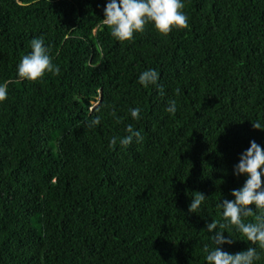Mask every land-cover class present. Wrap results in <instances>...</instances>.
<instances>
[{
    "label": "trees",
    "instance_id": "obj_1",
    "mask_svg": "<svg viewBox=\"0 0 264 264\" xmlns=\"http://www.w3.org/2000/svg\"><path fill=\"white\" fill-rule=\"evenodd\" d=\"M106 2L0 0V264H206V225L244 183L234 165L250 141L264 149V0H183L186 28L125 42L101 23ZM35 37L59 71L18 81ZM129 125L143 140L123 147ZM218 230L224 251L254 247Z\"/></svg>",
    "mask_w": 264,
    "mask_h": 264
},
{
    "label": "clouds",
    "instance_id": "obj_2",
    "mask_svg": "<svg viewBox=\"0 0 264 264\" xmlns=\"http://www.w3.org/2000/svg\"><path fill=\"white\" fill-rule=\"evenodd\" d=\"M183 0H107L103 9L101 23L110 30L111 36L119 41H130L134 34L144 31L145 25H151L152 29L159 35L166 36L173 29L187 27V17L182 11ZM31 51L24 55L16 66V78L18 81H37L43 78L45 73L57 74L59 68L53 64L42 37L30 40ZM158 73L154 69L141 72L137 82L144 88L158 83ZM9 81L0 82V103L8 97ZM177 105L174 100L168 102L165 109L170 115H174ZM142 109L137 106L129 110L132 119H139ZM100 124L97 116L88 122L89 127ZM254 129H262L259 121L253 122ZM127 135L120 138L119 144L127 147L133 143L143 140L139 130L131 125L126 129ZM116 144L115 137L110 141ZM234 176H244V183L238 189L230 192L232 199H224L219 207L222 209L220 215L223 223L212 220L206 225V231L213 233L209 239L213 247H205L206 264H254L257 260V247L264 250V149L254 141L249 142V147L239 156V161L233 167ZM206 197L196 192L188 206L189 213H197ZM253 205L254 208L249 207ZM254 222H244V217L254 214ZM226 226H233L235 232L241 234L254 247H248L244 251L230 253L222 250L223 245H231L233 239L223 235ZM215 230V231H214Z\"/></svg>",
    "mask_w": 264,
    "mask_h": 264
}]
</instances>
